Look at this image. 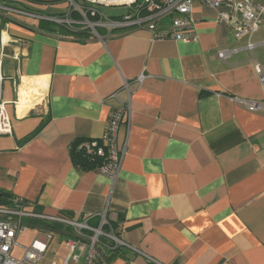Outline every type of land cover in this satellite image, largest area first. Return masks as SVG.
<instances>
[{"label":"crops","instance_id":"1","mask_svg":"<svg viewBox=\"0 0 264 264\" xmlns=\"http://www.w3.org/2000/svg\"><path fill=\"white\" fill-rule=\"evenodd\" d=\"M7 1L18 10L0 31V90L12 124L0 135V193L91 229L123 215L127 246L108 248L112 257L103 247L93 264H264V114L233 101L263 99L255 65L264 63L246 50L218 59L245 46L219 11L196 1L197 41H154L147 30L107 37L101 29L97 38L58 25L52 19L66 16V0ZM254 43L264 46L261 28ZM26 83L39 87V101L21 114ZM127 103L119 134L126 153L113 183L97 171L99 159L79 168L72 147L100 140ZM46 233L53 239L40 264H64L73 229L28 225L17 242L28 248Z\"/></svg>","mask_w":264,"mask_h":264},{"label":"built area","instance_id":"2","mask_svg":"<svg viewBox=\"0 0 264 264\" xmlns=\"http://www.w3.org/2000/svg\"><path fill=\"white\" fill-rule=\"evenodd\" d=\"M69 10L64 18L52 19L56 24L76 30L81 27L90 30L94 36L100 38L98 31L106 30L107 37L114 32L147 30L154 41L174 40L179 42H194L198 37L193 33L195 19L193 6L200 1L204 6L218 10L219 20L225 22L231 31L233 40L237 43L245 41L244 47L233 50L223 49L217 53L221 61H228L233 54L243 50L254 53L256 44L254 37L264 23V0H66ZM97 7H123L127 12L118 17H106ZM7 12L11 8L2 7ZM2 18L0 16V31ZM4 57V45L0 40V64ZM255 71L262 87L263 99L251 101L234 97L233 101L243 109L252 113L264 114V68L260 63L255 65ZM143 77L140 78L142 80ZM127 86V83H126ZM0 90V135L12 133V124L2 100ZM112 98L116 99V95ZM129 103L117 107L109 121L106 133L100 140H92L81 144L79 149L91 159H99L97 171L108 177L113 183L117 180L126 153V145H119V134L125 117H130ZM25 201L14 198H0V264H40L49 243L53 239L51 233L40 234L28 248L17 242L19 235L25 233L27 219H43L70 226L74 231V238L67 241L69 256L64 264L73 261L79 264L95 263L100 257L101 238L111 240L115 247L127 246L125 242L113 234L103 231L105 222L97 229H91L83 222L70 221L62 217H45L26 208ZM23 249V256L15 258L13 250ZM112 249V248H110Z\"/></svg>","mask_w":264,"mask_h":264},{"label":"trees","instance_id":"3","mask_svg":"<svg viewBox=\"0 0 264 264\" xmlns=\"http://www.w3.org/2000/svg\"><path fill=\"white\" fill-rule=\"evenodd\" d=\"M4 5V7H7V8H11V9H16L12 3L8 2L7 0H0V5ZM18 10V9H16ZM21 10V9H19ZM9 17H6V16H3V19H2V23H1V28H4L5 25L8 23ZM84 32V31H82ZM79 36L81 37H84V36H88V34L86 33H78ZM86 38V37H85ZM29 139V138H28ZM84 143V142H83ZM82 144L79 143V144H76L72 147V158H73V162L80 168H83V169H90V168H94L96 166V162L97 160H94V159H91L89 157H87L84 153V151L78 149V147ZM100 165V163H99ZM0 198L1 199H12V196L10 194H6V193H0ZM37 211V210H36ZM71 216V214H68ZM73 217V216H72ZM73 219V218H71ZM124 221V216L121 215L119 216L118 218V221L117 222H111V223H107L105 224V226L103 227V231L105 233H108V234H113L114 236H116L117 238L120 239V235H121V230H122V222ZM82 222V221H80ZM25 223L27 225H31V226H35V227H40L41 229L43 230H48V231H51V232H57V233H61V234H67V235H72V229L70 228H65L64 226L60 225V224H57V223H47V222H43V221H38V220H26ZM101 243H102V247H100V252L102 251L101 249L104 247L105 250H107L108 248H114L115 247V244L105 238V237H102L101 238ZM122 248L118 247V250L117 251H114L116 253L120 252ZM104 251V249H103ZM105 253V251H104ZM113 254V255H114ZM106 255L112 257V253H110L109 255V252L108 250L106 251ZM111 259V258H110Z\"/></svg>","mask_w":264,"mask_h":264},{"label":"rangeland","instance_id":"4","mask_svg":"<svg viewBox=\"0 0 264 264\" xmlns=\"http://www.w3.org/2000/svg\"><path fill=\"white\" fill-rule=\"evenodd\" d=\"M4 5H0V16L3 19V16L8 17L10 12H7L6 10H3ZM5 8V7H4ZM98 11L105 15L106 17H117L120 15H124L127 12L126 8L123 7H97ZM264 31V24L261 26V33ZM255 56H257L261 63H264V46H260L259 48H256V50L253 53ZM9 88L8 80L6 79L5 82H3V90L4 92H7ZM47 221V220H46ZM47 223H56V222H47ZM64 226L65 228H69L70 226L66 224H60ZM70 229V228H69ZM108 234V233H107ZM83 262V261H81ZM81 262L79 264H81ZM84 264L85 261L83 262Z\"/></svg>","mask_w":264,"mask_h":264},{"label":"bare ground","instance_id":"5","mask_svg":"<svg viewBox=\"0 0 264 264\" xmlns=\"http://www.w3.org/2000/svg\"><path fill=\"white\" fill-rule=\"evenodd\" d=\"M19 92L21 114L30 111L39 101V87L36 84H24Z\"/></svg>","mask_w":264,"mask_h":264}]
</instances>
